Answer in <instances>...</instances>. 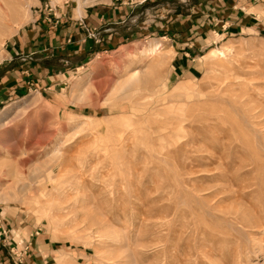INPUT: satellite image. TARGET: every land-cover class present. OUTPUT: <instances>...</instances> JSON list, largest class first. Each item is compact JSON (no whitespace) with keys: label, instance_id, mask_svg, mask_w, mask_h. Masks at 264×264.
I'll use <instances>...</instances> for the list:
<instances>
[{"label":"rangeland","instance_id":"obj_1","mask_svg":"<svg viewBox=\"0 0 264 264\" xmlns=\"http://www.w3.org/2000/svg\"><path fill=\"white\" fill-rule=\"evenodd\" d=\"M40 1L93 42L13 57L42 5L0 0V75L39 65L0 93V195L28 185L0 199V264H264V31L181 48L208 0Z\"/></svg>","mask_w":264,"mask_h":264},{"label":"crops","instance_id":"obj_2","mask_svg":"<svg viewBox=\"0 0 264 264\" xmlns=\"http://www.w3.org/2000/svg\"><path fill=\"white\" fill-rule=\"evenodd\" d=\"M207 3L205 8L194 3L191 6V14L188 15L190 16L189 19L186 16H181L182 28L186 26L189 28L190 26L188 32L191 33L189 37L182 39L181 48L190 47L194 43L192 38L197 34L199 26L202 25L204 28L208 23L214 25L215 31L222 30L224 34L244 30L256 31L257 33L264 31V0H208ZM45 4L42 5L40 0H35V5H42L38 15L39 25H33L30 30L22 33L20 37L18 36L11 49L13 57L21 54H26V58H30L28 55H46L48 53L51 56L60 52L61 54H71L77 49L80 50L81 45H84L86 49L93 42L92 39L86 37L85 32H81L83 26L80 23L66 21L61 10L57 11L52 7V10L48 11ZM46 16L50 18V21L46 20ZM202 18H206V21ZM186 23L187 25H185ZM217 33L219 34V32ZM187 40L191 41L186 42ZM107 43L109 41L101 42L99 47L112 46L111 43L109 45ZM7 54H9L8 51ZM23 60L24 63H14L0 75V93L2 91L7 93L15 91V88L21 86L23 81L21 79L26 74L32 75L39 71L37 63L30 66L27 65L28 61ZM29 66L30 68L27 70L28 68L25 67ZM18 80H20L19 83Z\"/></svg>","mask_w":264,"mask_h":264},{"label":"bare ground","instance_id":"obj_3","mask_svg":"<svg viewBox=\"0 0 264 264\" xmlns=\"http://www.w3.org/2000/svg\"><path fill=\"white\" fill-rule=\"evenodd\" d=\"M81 1V0H80ZM159 47V45H158V43H154L153 45H151L150 47H148L147 49H146V51L148 52V53H152V52H154L157 48ZM146 52V53H147ZM219 53H222L221 51H219ZM138 74L136 73L135 74V72L133 73L132 72V74L129 76V78L128 79H125L123 82H121V84H120V87L123 85H125V84H127L129 81H131L132 79H133V81H134V79L135 78H137L138 76H137ZM135 76H137V77H135ZM135 77V78H134ZM120 83V82H119ZM119 83L117 84V85H119ZM130 83V82H129ZM128 85V84H127ZM117 88V87H116ZM112 90H114V89H112ZM79 96V95H78ZM83 98V97H82ZM81 99V98H80ZM59 156V155H58ZM57 159V158H56ZM60 162V161H59ZM6 164H8V163H6ZM45 164L44 163H40V164H37L36 166H34L32 169H31V171H30V173H29V177H30V179L31 180H34L35 182H38L39 183V177H40V173H41V170H43V166H44ZM46 166V165H45ZM49 166V165H48ZM52 169H48V170H46V173H45V175H46V180H51L52 178H53V176H52ZM42 176H43V174H42ZM45 178V177H44ZM39 185H42V183L41 184H39ZM28 185H26V184H22V183H20L18 180H14V181H12V183H11V185H7V187H6V189L4 190V192L0 195V199L1 200H8V199H10L11 197H12V195L13 194H15V191L17 190L18 191V189L19 190H24L26 187H27ZM14 189V190H13ZM16 189V190H15ZM52 189V188H51ZM56 191L57 190H59V189H55ZM48 192V191H47ZM66 193V192H65ZM47 194V193H46ZM13 199V198H12ZM39 200V199H38ZM115 212V211H114Z\"/></svg>","mask_w":264,"mask_h":264},{"label":"built area","instance_id":"obj_4","mask_svg":"<svg viewBox=\"0 0 264 264\" xmlns=\"http://www.w3.org/2000/svg\"><path fill=\"white\" fill-rule=\"evenodd\" d=\"M45 6H47L48 11L52 10V7L50 5H48V3H46ZM47 16H46V20L50 21V18L49 17L47 18ZM88 36H94V33L93 32L88 33Z\"/></svg>","mask_w":264,"mask_h":264}]
</instances>
